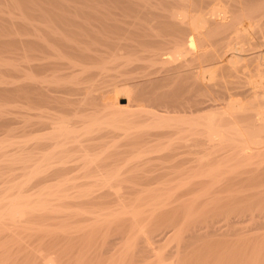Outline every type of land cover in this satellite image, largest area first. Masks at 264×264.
<instances>
[{
	"label": "rangeland",
	"instance_id": "1",
	"mask_svg": "<svg viewBox=\"0 0 264 264\" xmlns=\"http://www.w3.org/2000/svg\"><path fill=\"white\" fill-rule=\"evenodd\" d=\"M58 1V5H62L63 8L66 4H69L70 6L68 5V7L70 8L76 5L78 8L80 5L81 10H85L88 8V5H92L89 4L92 0H88L87 2L86 0H63L66 3L65 5L62 0ZM71 1L76 2L72 4ZM133 1L137 3L135 0ZM146 1L150 3L149 0H139L138 2L146 3ZM169 1L170 3H175V5L178 3V0ZM169 1L151 0V5H148L157 6L159 4L158 6H161L165 3L166 6L167 3V5L170 4ZM92 2L95 4L94 0ZM0 3H2L1 5L4 4L3 1H0ZM43 3L46 4V7L49 3V8H47L50 11L46 9V11H49L47 14L54 11L50 5L55 4L54 2L39 1L38 4L42 5ZM85 3L88 4L86 5ZM97 3L99 2L96 1ZM6 4L0 9L1 21H4V24L5 22H9L8 24L16 22L17 29H32V31L42 33V37L45 32L44 38L46 36L45 39L48 37L49 42L56 43L55 39L51 38L53 37L52 35L46 34L49 27H51L49 23L52 18L47 17L48 21L46 19L43 20L45 10L41 12L43 14L39 12L40 8L38 7L37 10L39 11L36 8L34 10L37 12L30 11L34 17L32 18V16L30 17L31 14H26L27 11L12 6V9H8L10 3H8L9 6ZM99 4L101 5V1ZM5 5L7 7V9L5 7L6 11L4 10ZM84 5L85 8L83 7ZM53 6L56 9L57 4ZM68 7L64 8V10L59 7L57 9H60V13L62 11L64 12L63 14H67L68 12L65 11ZM57 9L54 12H57ZM73 9L76 10V8ZM73 9L72 12H74ZM77 10L74 13L76 15L77 12L82 15L83 13H87L86 10L84 12L79 8ZM158 10L160 8L155 9L157 13L161 11V13L167 12L168 14L169 12V10H165L164 12L162 8L160 11ZM23 14L26 15L23 17ZM76 19L77 24L81 21H89L82 18L83 21L80 17L78 18V15ZM25 20H28V23L25 26L24 24L21 25L22 21L26 23ZM78 20L81 21L78 23ZM60 22L53 19L52 23L55 26L51 24L60 33L57 34V37L64 38L65 36L67 38L71 36V34L65 33L64 30L66 28ZM72 22H70V29L77 31L80 33L79 37L84 38L85 29L81 28L82 25L76 27L77 24L74 25V28L73 24L76 22ZM18 23H21V26ZM32 23L38 29L36 27L33 28ZM63 24L66 25L64 22ZM26 26L31 28L29 29ZM34 35L23 33L17 36H24L26 37H23L24 39L30 38L29 40H34ZM37 35V37H40L39 34ZM3 37V40L7 41L5 39L6 36ZM15 37L16 35H11V40L8 38L10 43H8H12L16 48L12 46L5 49H3L4 47L0 48V59L5 58L4 60L25 64L28 67L22 65L21 69L24 71L16 73L17 77L20 74L19 78H16L14 74L12 75L11 72L6 74L7 72L5 73L4 69H1L0 75L4 76L6 74V76H0V79L5 78V82L8 78L7 75L13 77V79L9 78V83L8 81L6 83L3 80L0 81V88L3 86V88H8V86L12 88L8 84H15V78L17 82L21 78L23 79L20 80L22 82H26L28 79L27 84L23 82L25 85L29 83V86H34L33 84H35L36 88H39L38 84L39 86L41 85L40 88H43V90L45 88V92L52 93L51 97L54 94V100L49 97V101L47 100L46 102H36L35 100L31 102L29 98L26 99L22 95L18 97L17 95L13 96L14 98L10 97L11 99L0 96V112H3L1 108L4 110L1 113L3 115L0 114V118L2 119L3 117V126H0V201L2 203V210L8 204L6 203L7 198L11 199L20 192L21 195L36 199L37 196L32 194L42 189V187H47L46 190L48 191L57 190L58 188L61 190V192L54 195V199H56L55 203L60 206V209L64 211L29 212L24 215L22 219L23 223L20 225L14 224L10 220L0 222V264H43L45 259H51L54 264H155L156 260L153 257V252L144 249V246H142L144 245L141 241L142 235L137 232L139 228L145 231V236L148 235L146 237L152 238L150 240H153L151 243L155 247L156 252H160L163 259L168 262L172 261L174 264H264V150L258 152L259 154H255L256 152H254L250 156L241 155L236 151L221 150L217 154L212 153L209 156L208 154H203L204 158L196 162L197 159H200L198 158L199 154L187 153L185 155V151H183V154L180 135L179 132L177 133L176 128H168L163 134L158 135V140L154 136L155 133H151L153 129L144 128V126L138 127V129L133 128L132 131L125 133L126 136L121 130L115 133L116 130L111 127L112 125H110V120H108L109 117L106 113L103 112L101 113L102 115L98 114L97 116H101L100 118L94 116L95 112H101L100 110H103L104 106H106V103L103 101L102 103L100 100H97V103L96 100L94 101L95 96L100 93L97 90L100 88L101 92L104 89L113 91L116 86L120 88L123 84H128L127 86H133L131 89L128 88L126 92L132 90L134 91L133 95L136 92L135 90L140 91L143 87L149 86L143 85L146 81L140 77L142 74L141 68L144 69L143 73L150 69L148 68V64L143 66L145 63L143 64L142 62L143 65L141 66V62L135 59L138 55L134 56L135 53L131 55V53L133 54V50H131L132 52L129 51V53L131 52L129 54L127 53L128 51H125L126 48H124L125 50L123 51L124 53L122 52V55L120 51L123 48H121L117 58L121 62L120 65L118 61L116 62L118 67L115 63L113 66L110 63L107 64L110 70L106 71L107 73L105 74H103L104 71L99 72L100 76L103 77L104 75V78H102L98 74L99 70L97 71L96 69L98 68L102 71L99 64L102 65L104 59L93 61L90 64L91 66L88 65L89 67H87L88 72H90L89 68H91L92 72L88 73L86 78L88 79L95 75L99 77L98 79L102 78L100 79L102 81L107 80V85H105V82L100 84L102 82L99 81L98 83V79L95 78L97 79L96 84H99L93 85L94 89L95 87L97 88L95 91L93 88L84 87L87 84V79H85L86 82L84 81L87 74L79 75L84 74L83 70L80 71V67L76 68L77 70L75 67L72 68L71 62L69 63L71 58L69 59L68 57L70 52L67 47L68 52H64L62 51L63 47L59 44V47L62 49L59 47L55 49L58 46L56 44L55 51L61 50L60 55H63L57 57V52L54 51L55 55L51 53L53 52L51 51L53 50L52 48L51 50L42 48L46 53L41 48L39 50V47L33 50L35 47L32 46L33 49L30 48V50L25 48H29V46L21 47V45H14L13 40H15ZM66 38L64 39L66 40ZM95 44L92 45V53H96L95 49L101 50L103 48L101 44ZM23 49L26 50L24 51ZM111 52L105 53L104 58H111L113 55ZM101 54L103 53L101 52ZM57 55L59 54L57 53ZM121 55L123 58L125 56L127 60H122ZM127 55L131 56V58L134 56L135 62L131 58L126 57ZM70 57L72 56L70 55ZM51 62L55 66L57 64V67L54 66L51 69L53 67L49 65ZM43 64L49 65V68L45 67V65L43 66ZM92 65L96 69H93ZM30 66L33 68L35 75L31 68V71L28 69ZM41 66L46 69L44 68L45 70H43ZM120 66L124 67L121 68ZM145 68L148 69L145 70ZM87 69L84 71L87 72ZM75 70L76 72L79 70L82 73L78 71V76ZM94 70L97 72H94ZM70 72L77 79L76 84H84V86H77L80 87V91H83V96L86 95V98L81 96L82 93L79 94V88L76 89L77 86L74 83H68L69 81L67 80L72 77ZM26 74L36 76L33 80H38L39 78L40 83L38 81H34L35 83L31 81L33 84H30V79L27 78ZM52 74H54L55 78H53ZM55 74L58 75V79L60 80L63 77L62 81H60L61 83L51 81L53 79H55V82L58 81H56L57 75ZM24 75L27 78L26 80L23 78ZM107 75L111 76L107 77ZM48 76L51 78L49 79ZM82 76L83 79H80ZM46 79L49 80L44 83V81H47ZM63 79L66 80L63 81ZM41 80L44 81L42 82ZM49 81L52 83H49ZM42 85L44 86L42 87ZM87 85L91 86L90 84ZM32 86L30 88H33ZM98 86L102 87L98 88ZM13 87L15 86L13 85ZM67 87L72 88L70 90H73L74 93L68 90L69 88ZM88 90H91L92 93L88 92ZM144 90L146 89L143 88L142 91ZM96 92L98 93L95 95ZM87 93L92 94L91 97L94 98L90 99ZM55 95L56 98L60 97V99H55ZM87 96L89 97L88 100ZM62 98H68L67 103L69 105H66V102ZM79 98L83 99L79 100ZM73 99H75L74 102H72ZM76 99L78 100L76 101ZM89 100H92V102H89ZM121 101L124 102V100ZM70 103H73L71 104L72 106H70ZM138 107L141 108L143 106L140 105ZM74 109L75 111L77 110V116H74L76 114ZM80 112L82 114H84L83 112L87 113L84 114L87 117L83 115L79 117L78 113ZM64 115H67L66 118L70 122L69 125L71 127L75 126V129L78 127L81 130L87 121L89 122L88 126L94 122L95 127L92 125L89 133H86L85 130H83L84 132H78L77 136L80 141L76 143L69 140L70 142L67 143L66 148L63 150L53 147L52 140L50 141V134L53 129L51 121L65 117ZM132 117L134 116H129L127 119L135 120V123L148 122L144 116L134 117L135 119ZM4 119L7 121L5 125ZM84 121L85 123H83ZM103 121H106V125H103ZM96 122L99 124H96ZM142 128L144 131L141 130ZM118 132L121 133L118 134ZM85 150L90 153L93 161L89 158L90 156L86 157L91 161L84 158L83 155L86 154L84 153ZM141 151L144 152L141 154L139 153ZM179 152L182 153L181 157ZM137 153L141 155H137ZM96 154L100 157L93 159L94 157L92 156ZM174 154L179 157L176 159ZM207 157L208 159H206ZM174 158L176 160L182 158L183 161L182 159L176 161ZM184 159L188 161L183 163ZM124 161L127 162L125 163ZM48 163L50 164L48 165ZM173 163L174 166L170 167ZM179 164L182 165L180 166ZM209 170L213 173L212 177H210ZM100 174H104L106 177L101 176L104 178L102 179L98 176ZM68 177L71 181L68 180ZM108 178L109 180H107ZM64 179L68 181L63 183ZM59 180L61 183H59ZM3 197H6V200H4L5 198L2 200ZM153 202L156 204L154 205ZM122 206H125L127 209H141V213L136 221L131 220L130 216L126 217L122 215L112 216L107 219L102 217L104 214L111 215L116 211L118 212V209ZM100 215L103 220L99 217ZM92 218L95 222H93Z\"/></svg>",
	"mask_w": 264,
	"mask_h": 264
},
{
	"label": "bare ground",
	"instance_id": "2",
	"mask_svg": "<svg viewBox=\"0 0 264 264\" xmlns=\"http://www.w3.org/2000/svg\"><path fill=\"white\" fill-rule=\"evenodd\" d=\"M0 1L1 2L3 1L4 4L7 3L6 5L10 3V6L8 5L9 6L8 9L10 8L12 9V7L17 8V9L21 8L27 11L26 14H31L30 11H35V12L39 11L37 10V7L40 8V11H39L40 13L45 10L44 11L45 15L44 16L42 15L44 17L43 20L46 19V21H48L49 20L48 18H52V20L49 23L51 27H49L46 34L52 35L53 37L51 38H54L56 42V43L53 42L54 43L53 44L52 41L49 42L48 37L47 39H45L46 38V36L44 38L45 32L43 33V37H42L41 36L42 33L40 34V32L38 31H32V29L31 30L17 29L16 22L13 24L12 23L8 24L9 22H5L4 24L3 23L4 21L3 22L1 21L2 16L0 15V48L1 49L2 47H4L3 49L7 47H11V46L14 47L12 43L9 44L10 41H8L9 40L8 38H10L11 35H16V37L14 38L15 40H13L14 45L15 44L18 46L21 45V47L29 46V48L25 47L27 49H30V48L33 49V47H35L33 50L38 49L36 47H39V50L40 48L41 49L47 48L48 50H51L52 48L53 50L51 51L53 52L51 53H53L54 55H55L54 53L55 49H58L60 45L61 47H63V49L66 50L65 51L59 47L60 49H62V51L70 52V55L72 57H70V55L68 57L69 59L71 58L70 59L71 61H69V63L71 62V65L73 66L72 68L75 67V69L76 68L78 69V67H80L79 68L80 71L83 70L84 74H79V75L87 74L85 75L84 81L85 79H87L86 77L88 76V73L92 72L91 68H89L90 72H88L87 67L91 66L90 64L93 61L104 59L103 64L102 65L99 64L102 71H100V69L98 68L97 69L94 68V66L92 65L93 69H96L97 71L99 70L98 71L99 76H100L99 72L104 71L103 74H105L107 73L106 71L110 70L108 68L109 66L107 65L109 63L112 66L115 63L116 66L118 67L116 62L117 61L119 62L117 58H118V53L121 50V48H123L120 51L121 54L125 50L124 48H126L125 50L126 52L128 51L127 53L133 50V54L131 53L132 51L130 53L131 55H134L135 53L134 56L138 55L136 56L135 59L141 62V66L144 63L145 64L143 66L148 64L149 66L148 68L150 69L145 68V70L146 69L148 70L144 71L143 73L144 69L141 68L142 74L141 75L139 74L140 77H142L144 81H146L144 82L143 85L145 86L149 85L148 87H143L141 85L147 91L146 90L142 91L143 89L142 88L140 90L142 92L135 90L136 92L133 95L132 93L134 91L132 90H130L131 93L126 92V90L128 88L131 89L133 85L127 86L128 84L126 85L123 84L124 86L119 85L120 88L116 86L113 91L112 90L108 91L104 89V91L101 92V89L99 87H102L104 85L98 86L99 88L98 90L95 86H94L95 89L93 88V85L97 83V79L99 77L95 75H94L95 77L89 76L90 78L87 79V84H90L92 86L91 87V86H88L87 84H85V86L84 84L83 85L76 84L77 79H75L74 74L70 72L72 76L71 77L69 73V76L71 77V79L67 80L69 81L68 83H74V85L76 86L82 85L85 88H88V87L93 88V90L95 91L97 90L100 92L99 94H97L98 92L95 93V95L97 94L98 96L97 95L95 96L93 94L95 96V98L93 97L94 101L96 100V103H97V100H100L101 103L103 101L104 103H106V106H104L103 110H100L101 112L99 111L95 112L94 116L96 117L98 114H101L103 112L106 113V115H108V117L110 118V119L108 118V120H110L109 123L110 125H112L111 127L115 128L116 130L115 133L121 130L125 134V133L132 131L133 128L138 129V127L144 126V128L148 127V129L150 128L151 130L152 129L158 130V131L155 130L154 132H152L153 130L151 131L152 134L155 133L154 136H156L155 138L158 140L159 139L157 138L158 135L163 134L168 128L169 129L176 128L177 133L179 132V135H180L182 148L184 149L183 150L181 148L182 152L185 151L186 152L185 155L187 153L188 154L195 153L197 155L199 154L198 155L199 157L198 156L197 157L200 159H197V160L194 159L196 160V162L204 158L202 156L203 154H206V155L208 154L209 156V154H212V153L217 154V152L221 150L236 151L239 154L244 155V156L245 155L250 156V154H253L254 152H256L255 154H257L258 152H261L264 150V0H178V3L176 5L175 3L174 4L170 3V1L167 0L169 1L170 4L167 5L168 4L167 3L166 6H165V3L164 5H161L160 3L161 6H158L159 4H157V6H154V5L150 6L151 0H149L150 3H148L147 1L146 3L138 2L139 0L138 1L135 0L137 3H135L133 0H94L95 4H93L92 2L93 0H92L89 2V4H92V5H88L87 6L88 8L85 9L87 12L86 14L83 13L82 15L80 13L82 15L81 16L79 12H77L78 18L80 17L81 19L85 18L89 20L88 22H82L80 20L82 23L78 20V23L80 22L81 24L80 23L77 24V19H76L77 15L74 14L76 11H78L77 10L78 8L81 10L80 5L78 8L76 7L77 5L70 8L68 7L69 4L67 5L63 0L62 1L64 5L66 4L64 8L66 7L70 8V9L67 8L68 11L67 10L65 11V12H68L67 13L68 15L63 14L64 12L62 11L60 13V9H62L63 6L58 5L59 4L58 0H0ZM39 1L51 2V3L54 2L55 4H57V7L60 8L62 6V8L57 9L56 7L58 11L54 12L56 11V9L53 5L55 4H50L52 8L54 9V11L53 12L51 11L52 13L47 14L50 11L48 9L49 3L47 5L48 7L47 8L45 6L46 5L45 3H43L42 5L41 4L39 5L38 4ZM87 1L88 0H86V2ZM96 1H98L99 3L101 1V5L99 3L96 4ZM75 2H72V4H74ZM1 4L2 3H0V9L3 8V5H4V4L3 5ZM6 5L4 6L5 11L7 9ZM83 7L85 8V5ZM35 8L37 11L34 10ZM64 8L62 10H64ZM73 8H76V10ZM156 8H160V10L162 8L164 9V12L165 10L166 11L169 10V12L168 14L167 12H165L166 13L165 14V13H161V11L158 10L160 11V13H157V11H155ZM46 9L49 11H46ZM72 9L74 10V12H72ZM85 10H81V11L84 12ZM26 14H23L22 16L24 17V15ZM31 16L32 14L30 15V17ZM32 18L34 17L32 16ZM40 19L42 18L40 17ZM53 19L61 21L62 22L61 25L66 28L64 30L65 33L71 34L72 37L68 36L66 38L64 36L66 40L62 37H57V34H60V33L57 31V29L55 30V27H54L55 24L52 23ZM25 21L26 23L22 21V24L21 23H18V24L19 25L24 24L25 26V24L28 23L27 22L28 20H25ZM71 21H73L74 23L76 22L75 24H73V26L76 24H77L76 27L79 25H82L81 28L83 27V29H85L86 31V33L84 34L85 36L84 38L79 37L80 33H78L77 31H73L70 29L69 26L71 24L70 23ZM11 22H14V21H11ZM63 22L66 23L67 27L66 25L63 24ZM51 24H53L54 26ZM34 25L35 24H33L32 26L33 28L36 27V25L35 26ZM29 26L28 27L26 26V27L30 29L31 27ZM40 31L42 32V30ZM23 33L32 34V36L35 34L34 35L35 39L29 40L30 38L24 39L26 38L24 36H23L24 38L19 37ZM37 34H39L40 37H37L38 36ZM3 36H6L5 39L7 41L3 40L4 38ZM158 36H161V37H158ZM166 36H173V37H166ZM34 37H31V38H34ZM51 38L50 40H52ZM95 43L101 44L103 48L101 50L95 49L96 53L95 52L92 53V50H93L92 45H94ZM56 44L57 45L59 44V45L57 46ZM55 45L57 46L56 48H55ZM66 47L69 49L68 51ZM23 50L25 51L26 49H23ZM60 51L61 50L55 51L59 54L57 55L56 53L57 57L63 56V55H60ZM110 51H112L111 52V54H113L112 57L109 59L104 58L105 53L108 54L107 52L110 53ZM101 52L103 54H101ZM122 55H121L122 60L124 59L127 60V58H125V56L123 58ZM134 56H132L131 58V56L127 55L126 57H129L132 60H134L133 59ZM4 59L3 58L0 59V70L4 69L3 71L5 73L7 72L6 74H9L11 72L12 75L14 74L16 78H19L20 74H19V77H17L16 73L18 71L20 72L24 71L21 68H22V65H25V64H20V63L18 64L13 61L4 60ZM131 59L130 61H132ZM120 63L121 62H119V65ZM44 65L45 67L52 65L53 67H51V69L54 68L55 66V64H53L52 62L51 64L47 66L46 64H43V66ZM26 67H28V65ZM55 67H57V64ZM30 68L31 66L28 69L30 70ZM44 68L43 70L46 69ZM113 68H116V67H113ZM85 69H87V72L84 71ZM31 70H33V68H31ZM76 70H75V73L76 75H78L80 71L78 70L79 72L77 71L78 72L77 73ZM96 70H94V72H97ZM32 72H34V70ZM6 74L4 76H6ZM31 74H26L27 78L30 79L29 80L30 84L32 83L31 81H33V83H35L34 81L36 82L38 81V83H40L39 78L38 80H33L35 79L36 76L34 77ZM33 74L35 75V72ZM12 75L10 74V76ZM52 75H53V78H55L54 74ZM111 75H107V77L108 76L110 77ZM7 77H6L7 80H5V82H4L5 78L3 79L1 78L0 81L3 80V82L6 83L9 78L13 79V77H9L8 75ZM51 77L48 76L49 79ZM16 78L14 79L15 80L14 83L16 85L13 84L15 87H13L12 83L8 84L10 81H8L7 84L12 86V88H10L9 86L8 88L7 87L3 88L4 86L3 87L1 86L2 88H0V96L4 98H10V97L12 98L13 96H16V95L17 97L22 95L23 97H26V99L29 98L31 102L32 100H35L36 102L37 101L46 102L48 98L51 97L52 93L45 92L46 89L45 88L44 90L43 88L41 89L40 88L41 85L39 86L38 83L37 84L39 88H36L35 84L33 83L32 84L34 86L31 85L33 88H30L31 86H29V83L28 85H25L28 82V79L25 78V75L23 77L24 80L27 79L26 82L23 81L25 84L22 81H20L22 78L19 80V82H17ZM62 78L61 80L58 79V75H57L56 81L57 80L58 81L55 82V79L51 81H53L54 83H58L62 81ZM102 78H104V75ZM80 79H83V76ZM100 79H98V83L99 81H101L102 83L100 84H103V82H105L104 84L107 85V82H106L107 80L102 81ZM48 80L47 81L43 80V81L45 83V82H48ZM64 80L66 79H63V81ZM51 81H49V83H52ZM142 83H143V80H142ZM96 85H99V84H96ZM43 86L44 85H42V87ZM77 88H79L78 89V91L80 92L79 94L82 93L81 96L85 97L86 95L83 96V91H80V87L77 86L76 89ZM70 89L72 88H69L68 90ZM70 91L74 93L73 90H70ZM85 91L87 90L85 89ZM89 91L91 92V90H88V92ZM87 95L90 96V99L92 98L91 97L92 94L87 93ZM52 96L54 97V94ZM88 96H87V100L89 98ZM53 97H51V99H53ZM74 97L76 98V96ZM55 99H60V97L56 98V95H55ZM65 99H64V102H66V105H69V103H67L68 98H65ZM82 99L83 98L81 99L79 98V100H82ZM77 100L78 99H76V101ZM121 100H124V102ZM74 101L75 99H73L72 102ZM89 102H92V100H89ZM71 104L73 103H70V106H72ZM140 105L143 107L146 106L147 108L138 107ZM1 111L4 112L2 108H1ZM3 112H0V114ZM75 112L76 114L74 116H77V110ZM80 113H78L79 117L80 116L82 117V115L84 117H87V115H84L87 113L85 112H83L84 114L82 113L80 114ZM129 116H134V117L144 116L146 118L145 120H148V122L145 121L144 123L143 122L135 123V120L132 121V120L127 119V117ZM66 117L67 115L65 117L57 118L56 120L53 119L54 121L53 120L51 121L53 129L50 134L51 135L50 141L52 140V145H54L53 147L61 148L63 150L64 148H66L67 143L70 142L69 140H71L72 142H76V143L80 141L77 136L78 132L79 133L80 131L84 132L83 130H85L86 133L87 132L89 133L91 126L94 125V122L93 123L91 122L92 124L88 126L89 122L87 121V123H85L84 121L83 122L85 123L84 126H87V127L83 126L81 130H79L78 127L77 129H75L76 128L75 126L74 128V127H71V125H69L70 122ZM97 117L100 118L101 116H97ZM0 120L2 121V122L0 121L1 122L0 126H3V117L2 119L0 118ZM105 122L103 121L104 123L103 125H106ZM5 123H7V121H5L4 119V125ZM96 124H99V123L96 122ZM141 130L144 131L143 128ZM119 133L121 132H118V134ZM124 134H121V135H124ZM88 152H86V150L84 151V153H86L85 155H83L84 158H87L86 156L88 157L90 156V153ZM143 152L141 151L139 153L142 154ZM139 153H137V155H141ZM137 155L136 157H138ZM181 156H182V153H180V157ZM92 157H94L93 159H95V157L99 158L100 156L96 154ZM174 157L177 159V157L179 156L174 154ZM89 158H91V156ZM89 158H87V160ZM175 158L174 160H176ZM183 158L185 157L183 156ZM179 159L180 158H178V160ZM206 159H208V157ZM187 161H185L184 159L183 163H186ZM49 164L50 163H48V165ZM171 165L170 167H173L174 163ZM177 165H178V162H177ZM198 165L200 166V164ZM211 172L212 171H210L211 176L208 175L210 177H212V174H213ZM67 175H68V172H67ZM98 176L104 177L105 175L100 174ZM205 176L207 175L205 174ZM205 176L203 175V177ZM68 180H69V177H68ZM68 180H65L63 183L67 182ZM107 180H109V178ZM61 181L59 183H61ZM46 188L42 187V189L32 194V195L37 196L36 199H33L30 196L21 195L20 192L18 191L19 192L17 193L18 195L14 196L11 199L7 198L6 203L8 204L5 207H3V210L1 206L2 203L0 201V206H1L0 222L5 221V220H10L14 224L20 225L21 223H23L22 219L24 215L29 212H34V211L61 212V211H64L60 209V206L58 204L55 203L56 199H54V195L57 194L58 192H61V190L58 188L57 190L55 189V190L48 191L46 190ZM3 199L6 200V197H3L2 200ZM153 204L155 205L156 203L153 202ZM76 212L74 213L77 214ZM140 213H141V209L140 210H138L137 208L127 209L125 206H122L120 209H118V212L116 211L114 214L112 213L111 215L104 214L102 215V217L104 219H107V218H111L112 216L122 215L126 217L130 216L131 220L136 221ZM99 217L102 218L101 215ZM93 222L95 221L93 220ZM137 232L140 235H142L141 241H142V244L144 243V245H142L144 246L143 248L153 252V257H155V260H156L155 264H174L172 261L168 262L167 260L163 259L160 252H156L155 247H153L151 243V241L153 240H150L151 237L150 238L146 237L148 235L145 236L146 233L142 228H139ZM43 262H44L43 264L53 263L51 259H45V261Z\"/></svg>",
	"mask_w": 264,
	"mask_h": 264
}]
</instances>
